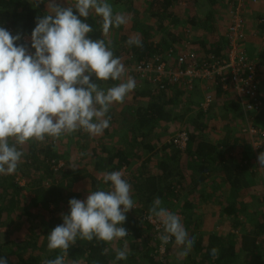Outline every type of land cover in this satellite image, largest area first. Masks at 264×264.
<instances>
[{"label": "trees", "instance_id": "trees-1", "mask_svg": "<svg viewBox=\"0 0 264 264\" xmlns=\"http://www.w3.org/2000/svg\"><path fill=\"white\" fill-rule=\"evenodd\" d=\"M187 1L197 6L203 3L207 12L203 17L192 16L185 23L189 25L191 21L195 22L208 37H213L218 30L216 9L221 3L220 0ZM34 2L35 0H0V26L8 31L11 29L13 35L20 33L21 39L16 43L25 45L32 53L35 49L31 48V43L25 41V36H31L38 16L42 17L52 11L47 7L48 0L40 3L39 7H35ZM107 2L114 5L113 7H122L123 11L133 14L132 33L125 32L121 25L120 28L113 27L105 36L102 33L101 18L93 12L86 21L93 28L89 35L93 39L103 38L112 41L114 56L119 57L123 64L128 61L150 59L157 52H162L159 50L164 46L162 41L166 44V36L174 37L175 30L181 25L182 19L179 17L181 11L179 12L177 7L182 0H107ZM67 6L74 4H67L65 7ZM263 30L264 20L260 26L261 34ZM166 31L165 37L162 36L159 42H155L158 36ZM130 37H138L142 41V47L128 46L127 41ZM225 38L217 40L214 42L215 47L207 50L219 57L226 56L229 43L227 35ZM247 54L250 60L258 62L260 69L263 67L264 52L255 57L248 51ZM96 83L100 88L107 83L105 89L118 84L111 79L97 80ZM218 90V97L224 99L226 95L222 93L226 91L221 84ZM145 94L148 95L147 101L126 108L123 106L119 117L125 112L132 116L125 118L126 127L121 131L118 128L120 136L115 144V141L113 142L114 145L107 141L92 145L88 143L90 139L88 133L83 130L77 131L76 136L80 138L73 151L75 147L78 148L77 153L82 149L79 159L85 162L84 167L77 166V153L73 158L67 154L65 156L58 154L57 140L47 138L42 143L29 141L22 146L24 156L16 172L12 175H0V257H6L8 264H45L46 260L60 255L59 250L48 249L47 236L52 229L63 223L61 214L70 212L71 198L81 200L86 198L83 193L74 190V185L80 180L88 179L91 181L92 191H95L97 181L102 182V178L98 179L100 174L104 175L123 167L129 169L125 180L131 185V195L135 204V208L126 214L127 219L123 224L129 231L128 235L116 240L115 246L96 239L89 242L78 238L77 243L70 246L65 264H244L243 260L247 253L252 258L248 264L252 261L255 264H264V239L261 241V237H264V208L258 212L253 210L246 216L243 222L250 220L254 224L252 228L243 229L239 240L237 236L231 239L216 231L207 232L204 229L207 226L206 213L201 209L202 204L219 199L218 193L225 194L226 201H220V218L226 219L230 216L233 218L232 224L235 228L242 226L240 217L241 213L247 210L246 204L231 197L242 188L251 186L252 179L248 168L257 156L253 153L254 148L245 145L242 146L243 155L239 159L233 154L234 133L230 122L232 116L237 113V106L242 107L240 103L229 99L226 103L225 100L226 119L229 121L223 127L225 136L221 140L212 136L218 127L209 129L208 121L202 120L210 114L209 111H200L195 118H191L190 125L184 129L189 134V142L187 149L183 151L169 141L160 145V142L149 140L151 132L155 127L159 128L160 123L171 122L174 117L187 118L186 113L178 115L173 108V104L178 103L177 98L171 97L169 91L161 89L158 85L149 88ZM113 109L111 106L106 116L110 117L111 123ZM116 114L118 113L115 111L112 113L113 119H116ZM262 117L264 109L257 115V119ZM104 132L110 140L113 139L110 129L107 128ZM65 136H69L71 140L75 138L73 134ZM87 146L92 150L89 151ZM141 150L149 156L143 158L144 154H138ZM63 157H66L67 164L73 166L67 167L66 163L61 161ZM136 161L140 162V171L137 174L131 172V166ZM23 177L25 181L21 183L19 179ZM227 185L229 188L224 191ZM104 186L107 189H103L108 190L110 184ZM182 190L186 193H179ZM157 197L161 199L162 207L181 216L189 236L195 237L193 249L185 258L177 259L176 254L169 253L170 246L174 245V238L173 242L166 245V251L162 254L160 232H157L155 225L147 218L149 209ZM262 203L264 204V201ZM33 208L38 209L36 213L42 211L47 213V216L40 218L38 224L32 220L38 218ZM254 216L257 221L253 220ZM17 224L26 225L31 236L25 240H12L14 250H10L7 248L10 229ZM38 227L41 231H38ZM125 241L128 245V257L126 260L117 261L115 249H123ZM105 248L108 249V253L102 254ZM213 248L219 250L216 257L211 255ZM8 251H13L18 260L15 262L11 260Z\"/></svg>", "mask_w": 264, "mask_h": 264}, {"label": "clouds", "instance_id": "clouds-1", "mask_svg": "<svg viewBox=\"0 0 264 264\" xmlns=\"http://www.w3.org/2000/svg\"><path fill=\"white\" fill-rule=\"evenodd\" d=\"M42 2L35 0L34 6L39 7ZM47 7L52 11L38 16L31 36L27 35L34 53L16 43L21 39L20 33L13 35L0 26V175L16 172L24 156L22 146L29 141L58 140L80 130L90 136L103 134L109 127L110 117L106 116L110 107L123 103L136 88L134 78L106 90L99 87L97 80H121L126 68L114 56L112 41L91 38L93 28L86 22L94 12L101 18L106 36L113 27L128 23L125 15L114 13L107 0H75L74 6L67 7L48 0ZM127 44L142 47L138 37H130ZM262 150L256 152H261L258 164L264 167ZM102 182L110 184L108 190L98 187L89 191L85 200H69L70 212L61 214L63 223L47 236L48 249L61 254L45 264H65L68 250L78 238L110 244L128 235L123 224L126 214L135 208L131 185L120 171L104 174ZM161 205V199L155 198L147 217L149 221L154 217L158 220L157 231L163 229L159 235L161 251L174 238V247L179 249L177 259L185 258L193 249L195 237L189 236L179 214ZM115 252L117 261L126 260L127 241L123 249ZM218 252L213 248L211 255L216 257ZM107 253L105 248L102 254ZM0 264H8L7 258L0 257Z\"/></svg>", "mask_w": 264, "mask_h": 264}, {"label": "rangeland", "instance_id": "rangeland-1", "mask_svg": "<svg viewBox=\"0 0 264 264\" xmlns=\"http://www.w3.org/2000/svg\"><path fill=\"white\" fill-rule=\"evenodd\" d=\"M201 1V0H200ZM245 1H248V4L245 3ZM57 3H60L62 6H66L67 4H74L75 0H56ZM220 5H218L217 7V14H219V17H217L216 14V18L219 20L218 23V30L214 33L213 37H208L207 35H205L206 39L209 41H217L221 38H225L226 33L228 31V27L230 25L229 22L232 21L233 15L236 12V6H237V1L235 0H220ZM48 4V3H47ZM222 4V5H221ZM264 4V0H242V4L241 7H239V9L241 8V12L239 10V15L247 22L248 25V38L252 35L254 37H257V39H261L259 37L260 31L255 30V28L258 29V27H254L253 21L254 20H247L245 17L246 13L251 12V9L254 11H256L260 5ZM259 5V6H258ZM114 6V5H113ZM112 6V7H113ZM194 5H192L191 3H189L187 0H182L181 4H179V6L177 7L178 11H181V19L183 21L186 20V17L190 16L189 12L192 11ZM242 6L244 7V10L242 9ZM51 9V7H48ZM122 8V7H121ZM119 6L118 7H113V10L115 9L117 12L116 13H120L123 14V8L121 9ZM197 8H200V15L201 17H203L205 15V13L207 12L205 6L203 3H199ZM230 8V9H229ZM257 8V9H256ZM52 10V9H51ZM227 11V12H226ZM128 18V23L126 25H123V30L126 32H131V25L133 23V17L130 15V13H126L123 14ZM244 15V17H243ZM190 19V18H189ZM147 21L149 19H146ZM186 29H188V24L185 23ZM183 29V27H182ZM195 29L194 27L191 26L190 30ZM132 33V32H131ZM258 34V35H256ZM216 36V37H215ZM215 37V38H214ZM248 40V39H247ZM258 40V41H259ZM262 40V39H261ZM246 45V43H245ZM262 69V73H261V77H262V81L264 80V67L261 68ZM128 78H132V77H128ZM128 78H122L120 80V82H124L126 81ZM136 81V89L138 90V88H141L142 86H144L145 82H137ZM106 84L105 83L103 85V89L106 88ZM154 87V86H153ZM262 87L264 89V81L262 82ZM106 90V89H105ZM202 88L199 86L196 89H194V92L191 94V101L193 102V104H198L201 101L202 96ZM132 96V92H130L123 103H115V109H113L116 113L118 114H122L123 111V106L125 105V108L128 107L129 105L131 106H135L134 103V98L131 97ZM228 96H230L231 101L233 102H238L237 98L235 95L233 94H228ZM222 97L219 98L217 97L216 99V105L214 106V110H212V112L206 116V118L204 117L205 121L207 122V125L209 126V129H214L215 126H217V130L213 131V137L215 139H223L225 136V131H223V127L224 125L227 123V121H229L228 119H226V110H225V106L226 104H224L225 102H222ZM228 100H226L227 103ZM195 107L191 108L192 109H196L198 105H194ZM186 106H184V109H182L181 111H177L178 115H183L185 114V116H187V122L191 121V119L189 120V118H191L190 116H192V118L196 117L195 115H192L191 113H188L187 110H190L189 107L185 108ZM237 113L234 114V116H232V120H231V127L233 129V133H234V138H233V143L235 144V147L232 146L233 151L235 154V156L239 159L242 155H243V147L244 145L247 146H251L252 149L254 141H257L260 143L261 147L259 150H262V152H264V135H260V136H256V138H251L247 133H245L243 131V126L245 125V114L242 110V107H238ZM191 114V115H190ZM131 114L128 112H125V114L123 116H121L120 118L113 119L112 123H109V129L112 132L113 135V139L110 140V138L108 136L105 135V132H103V134L101 135H97V136H91L90 139H88V143L90 144H97L98 142L102 143L103 141H107L108 143L111 142V145H113L116 143L117 139H119L120 136V131L121 129H123L124 127L127 126L126 122L123 126L120 125V122L122 120H125V118H131ZM160 127H155L153 129V131L150 134V141L151 142H160L159 144L161 145L162 143H166L170 140V138L172 139L174 135H176L178 133V130H183L185 129L184 127H181L182 125H177L176 123H173V121L171 122H162L160 123ZM257 125L264 128V121H258ZM118 128L120 131H118ZM194 129V128H193ZM188 130V129H187ZM159 133V135H158ZM161 133V134H160ZM74 135L75 138H73V140H71V138L69 136H62L63 138H59L57 140V152L60 155L64 156L67 154L68 156H70V158H73L75 153H77L78 148L75 147V150L73 151L74 146L77 145V141L79 140L80 137H77V132L72 133ZM160 136V137H158ZM159 145V146H160ZM88 150L91 151L92 148L90 146H87ZM142 148V147H141ZM160 148V147H159ZM262 148V149H261ZM82 150V149H81ZM81 150L77 153L78 155V165L79 167H84L85 166V162L83 160L79 159V153H81ZM253 153L256 154L257 157H254L253 162L250 164L248 171L250 173V177L253 175L251 172H253L255 170L256 173H254L255 175H253L252 177V184L249 187H244L242 188L241 191H239L238 193H234V197H231L235 200H241L246 204L247 210L244 211L243 213H241V217L240 220L241 222H243L244 220H246V216H248L251 211L256 210L255 212H258L259 210H263L264 208V204L262 203L264 201V183H262L260 180H264V167L260 166L258 164V156L259 152H256L255 148L253 149ZM138 154H144L143 150L139 151ZM147 156H149V154H144L143 158H146ZM161 156V155H160ZM184 160V159H183ZM182 160V161H183ZM62 162L66 163L67 167H71L73 165H69L67 164V160L66 157H63V159L61 160ZM145 161V160H144ZM140 162L136 161L132 166H131V172L132 173H138L140 171ZM21 174V172H20ZM100 174V173H99ZM23 176V175H22ZM103 174H100L98 177L102 178ZM19 178V177H18ZM21 183H23L25 181V178L23 177L19 179ZM91 181L88 179L85 180H80L78 181L75 185H74V190H76V192H81L85 195V197L87 198L89 191H92L91 188ZM100 187V188H106V186H104L103 182L97 181L96 183V189ZM228 185L225 186L224 191L227 190ZM109 189V188H108ZM105 190V189H104ZM181 194H185L186 191L182 190L181 192H179ZM225 193V192H224ZM219 195V196H218ZM217 195V200L215 201H211L208 202L207 204H202V211L206 216V224L207 226H205V230L207 232H212V231H216L217 233H222L224 234L226 237H230L231 239H234V236H237V240H239L243 229H248V228H252L254 222L247 220L243 223H245L243 225V223L241 224L242 226H239L238 228L234 226V224H232V220L233 218L230 216H227L226 219H222L220 218V209H221V203L220 201H226L227 197L225 194H221L218 193ZM84 198V200L86 199ZM62 208H64V206L62 205ZM34 213H36V211H38V209L33 208L32 209ZM61 212V211H59ZM61 214V213H60ZM38 218L32 219L33 222L35 224H38L40 222V218L42 216H47V213L45 211H42L41 213H36ZM219 215V216H218ZM257 215V214H256ZM40 216V217H39ZM253 220L257 221L256 216H254ZM234 227V228H233ZM12 229H10V234H9V239H8V243H7V248L10 250H14L13 245H11L12 240H25L27 238H29L31 236V233L29 232V230L27 229L26 225L24 224H17V225H13L11 227ZM237 229V230H236ZM38 231H41V229L38 227ZM5 240V239H4ZM115 242H112V246H115ZM166 245L164 246L165 250L162 251V254L166 251ZM179 249L174 247V245L170 246L169 248V253L172 254H176V252ZM37 252V250L35 251ZM8 255L10 257L11 260H13L14 262L17 261V256L16 254H13V251H8ZM246 258L243 260L244 264H246V262L249 263V260H251V256L248 254H245ZM243 264V263H242Z\"/></svg>", "mask_w": 264, "mask_h": 264}, {"label": "built area", "instance_id": "built-area-1", "mask_svg": "<svg viewBox=\"0 0 264 264\" xmlns=\"http://www.w3.org/2000/svg\"><path fill=\"white\" fill-rule=\"evenodd\" d=\"M236 1L240 7L242 0ZM9 32L12 34L13 31L9 29ZM226 35L229 49L224 57H219L205 49L195 50L190 42H182L165 52H157L150 59L125 65L126 72L123 77H140L164 90L177 85L191 87L193 83L204 80L209 83L211 90L221 84L226 92L236 96L243 108L245 114L243 131L251 138L264 135V128L257 125V115L264 109L262 70L258 62L250 60L247 54L245 43L248 39V25L238 12L234 13ZM261 39L264 42V30ZM25 41L31 43V37L25 36ZM214 101V94L209 92L202 103V108L207 111ZM170 140L184 151L188 146L189 134L186 131H179ZM254 143L259 145L255 148L258 151L261 145L257 141ZM117 171L122 172L125 179L129 169L123 167ZM151 222L157 230L158 220L154 217ZM162 230L160 227V231L157 232Z\"/></svg>", "mask_w": 264, "mask_h": 264}, {"label": "crops", "instance_id": "crops-1", "mask_svg": "<svg viewBox=\"0 0 264 264\" xmlns=\"http://www.w3.org/2000/svg\"><path fill=\"white\" fill-rule=\"evenodd\" d=\"M245 3L248 4V1H245ZM238 6L239 5L237 4V6H236V12L235 13L239 12V10L241 12V8L239 9ZM242 9L244 10V7L243 6H242ZM254 9L253 10L251 9V12L246 13L245 14V17H246L247 20H251V19L254 20L252 24H254V27L255 26L258 27V29L255 28V30H257V31L259 30L260 31V26L262 25V20H264V4L263 5H260L258 9L256 8L257 9L256 11H254ZM199 10H201V9L200 8H197V5L194 4V6L192 8V11L189 12V15L190 16L186 17V20L185 21L182 20L180 27H178L177 30H175L176 35H174V37L171 36V35H167L166 38H165L166 41H167V43L164 44V42L162 41V44L164 46H162L161 48H159V50H162V52H165L166 49H168L169 47L174 46L176 44H180L182 42H185V43L186 42H190L191 45H192V47L195 50H198V49H205V50H207L208 48L215 47L216 44L214 42H217V41H209V40H207L206 37H205L206 32L203 29H201V27H198L197 25H195L196 24L195 22L193 23L191 21V23L188 26V29H186L185 22L190 17H192V16L194 17L195 15H200L201 13H200ZM114 11H116V10H114ZM122 12H123V14H125V12L127 13V11H122ZM130 15L133 16L132 13H130ZM179 17H181V16H179ZM217 17H219V14H217ZM243 17H244V15H243ZM191 26L194 27L195 29L190 30ZM182 27H183V29H182ZM165 33H167V31L164 32V33H162L160 36H158V38L156 39L155 42H159V40L162 38V36L165 37ZM256 35H258V34H256ZM177 36H181V38L179 39ZM254 36L252 35V37L250 36L248 38L245 46L247 48L248 53L251 56H254L255 57V56H258V55L260 56L264 52V42L261 39L259 40V39H257V37H254ZM259 37L261 38L260 35H259ZM225 41L227 42V39L226 38H225ZM206 43H207V45H205ZM157 49H158V47H157ZM176 55H177V53H176ZM130 64H132V62H130V61L124 63V65H130ZM262 66L264 67V65H262ZM122 78H128V77L126 76V77H122ZM132 78H134L135 80H137V82H140V81L141 82H145L144 86H142L141 88H138V90L135 88L132 91V96L131 97L134 98L135 105H136V103L147 101L148 100V95L145 94V93L149 90V88L151 89V87H153L156 84L153 83V82H151V81H149V80H143L140 77L138 78V77L132 76ZM117 82H118V84L121 83L120 80L117 81ZM199 86L203 90L202 91V96L203 97L201 98V101L198 104H193V102L191 101V97L190 96L194 92V89H196ZM165 90L166 91H169V94L171 95V97L174 96V98H177L178 103L176 105L173 104V108L175 110H178V111H181L182 112V109H184V106H186L185 108H187V107L190 108V110H187V112L188 113H191L192 115H195V114L197 115L200 111H204V109L202 108V103L205 101L206 95L209 92L211 94H214L215 101H216V99L218 97V93H219L218 87H216V88L214 87L211 90V88H209V83L207 81H205V80L204 81H197V82L193 83V85L191 87L190 86H187V85H177V86H174L172 88L165 89ZM227 94H229V93L228 92L222 93V95H226L224 97V99H223L224 102H225V100L231 99L230 96H228ZM215 101H214V103H212L210 105L209 109L207 110L210 113L215 108L214 107L216 105V102ZM194 105H198V106H197L196 109H192L191 110V108L195 107ZM115 106L116 105L114 103L112 105V107L115 109ZM242 110H243V108H242ZM113 112L114 111L111 112V120L112 121H113V117H112V113ZM116 118H117V120H118V118H120L119 117V114H116ZM191 118H192V116H191ZM191 118H189V120ZM172 121H173V123H176L177 125H182L181 127H184V128H185V126L187 127V126L190 125V121L187 122V118L176 119L174 117V119ZM258 121H264V117H262L261 120H258ZM124 124H125V120H122L120 122V125L123 126ZM90 138H91V136H90ZM245 146H247V145H245ZM253 172L256 173L255 170ZM253 172H251V173L253 175H255ZM245 174L247 176V171H246ZM253 175L250 177V179H252ZM247 178L249 179V176H247ZM260 181L262 183H264V180H260ZM262 239H264V237L263 238L261 237V241H262ZM247 254L250 255L249 253H247ZM246 264H248V262H246ZM251 264H255V262L252 261Z\"/></svg>", "mask_w": 264, "mask_h": 264}]
</instances>
